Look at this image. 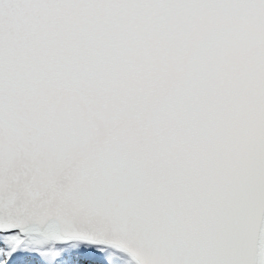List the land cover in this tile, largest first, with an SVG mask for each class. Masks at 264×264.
Wrapping results in <instances>:
<instances>
[{"label": "snow or ice", "instance_id": "obj_1", "mask_svg": "<svg viewBox=\"0 0 264 264\" xmlns=\"http://www.w3.org/2000/svg\"><path fill=\"white\" fill-rule=\"evenodd\" d=\"M0 264H264V0H0Z\"/></svg>", "mask_w": 264, "mask_h": 264}]
</instances>
